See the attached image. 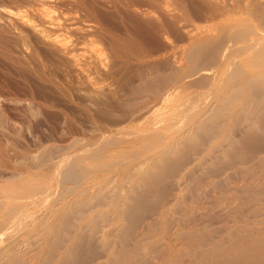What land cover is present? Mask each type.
Segmentation results:
<instances>
[{
  "label": "bare ground",
  "instance_id": "bare-ground-1",
  "mask_svg": "<svg viewBox=\"0 0 264 264\" xmlns=\"http://www.w3.org/2000/svg\"><path fill=\"white\" fill-rule=\"evenodd\" d=\"M226 1L190 0L205 24H193L194 29L182 37L185 44L175 48L184 84L172 75H158L156 87L147 82L132 89L135 97L137 91L161 90L160 86L164 89L179 80L181 87L200 91L175 104L174 93H164L162 98L173 107L157 111L156 118L154 108L135 131H110L95 145L80 146L81 155L59 161L57 178L66 187L57 201L63 199L64 204L57 210L51 209L53 204L48 206L49 216L56 220H43L32 243L37 246L30 249L26 243L29 250L24 252L18 247L23 244L20 236L15 237L18 241L8 236L12 241L2 246L7 234L17 228L3 231L30 219L29 205L43 202L44 197H38L42 191L37 182L20 174L16 183L3 186L0 264H264V30L259 32L252 22L234 20ZM228 1L236 10L244 6L264 26L263 0ZM2 14L17 24L16 39L24 51H31L28 37L65 69L62 74L79 80L75 95L89 106L114 104L125 113L133 110L130 100L118 101L115 91L90 81L105 58L95 46L97 28L91 20L59 14L50 7V0H39L31 10ZM42 152L45 162L53 147ZM13 155L30 164L37 161L34 154ZM86 184H92L90 190ZM208 206L213 214L214 209L221 213L213 215ZM201 216L210 218L208 224ZM23 227L19 230H26ZM163 232L183 242L186 252L176 249L175 254L174 247L162 248V240L170 244Z\"/></svg>",
  "mask_w": 264,
  "mask_h": 264
},
{
  "label": "rangeland",
  "instance_id": "rangeland-1",
  "mask_svg": "<svg viewBox=\"0 0 264 264\" xmlns=\"http://www.w3.org/2000/svg\"><path fill=\"white\" fill-rule=\"evenodd\" d=\"M227 1V4H233ZM38 2L39 0H0V192L3 191V186L16 183L15 180L20 174L24 179L33 183L37 182L43 192L38 197L42 199L44 197L43 202L29 205L28 217L30 219H24L20 221L21 223L16 222L14 224L16 225L15 227L11 225L12 227L9 226L6 231H3L7 233V230L10 231L12 228H17L10 231L11 235L8 232L7 239L3 238L6 239L7 243L4 240L3 243L5 244L2 246L12 241L9 238L11 236L14 238L13 240H17L18 238L15 237L18 236L22 239L28 236L27 240H21L20 237L18 239L20 244L23 243L18 245L23 252L29 250V246L30 249L37 246L36 242L35 244L32 243H34L47 218V221L56 220V218L49 216L50 206L53 204L55 208L51 209L57 210L58 207L64 204L63 199L57 201L62 195L63 188L66 187L63 183L59 185L61 177L57 178L59 170L56 165H58L59 161L69 156L72 157V155H81L83 150L88 148L87 146L93 145L100 140L98 138L107 135L110 131L121 129L125 130L124 132L129 131V133L130 131H135L139 125L147 122V120H145L146 122H143V120L153 114L152 110L154 108L153 111L155 112L156 110L154 117L156 118L157 111L160 113L161 110L165 112L167 108L173 107L177 100L185 99L183 100L185 102L188 97H191L188 94H194L198 90L181 87L184 84L179 78L180 75L182 76V74H179L181 73L179 69L182 67V62L175 48L185 44L182 41L183 35L193 30L196 24L199 26L200 24H205L192 9L194 2H192L191 6L190 0H50V7L57 13L74 14L83 19V21H86V19L91 20V22H88L96 26L97 30L93 34V39L98 41L95 46L99 49L101 48L105 58L98 72L95 71L96 73H93L94 76L91 75V77L95 78H91L92 80L90 81L94 80V84L97 85L99 83L97 86H102L105 90L115 91L118 94L116 95L118 101H122L125 98L124 101L130 100L132 103L129 102L132 106L135 104L132 108L133 110L125 113V110H121L122 108L120 107L119 109L114 104H112L113 106L107 104L97 109L92 103L89 106V102L78 97L77 93V96L75 95L76 91L74 88L78 86L79 80H76V82L75 79L68 77V74L67 76L65 73L62 74L61 71L65 72V69L57 66L54 59L41 46L28 37L27 42L31 47V51H24L26 49L20 46L16 39L17 24L7 21V17L2 12L4 10L14 11L17 9L31 10L37 7ZM230 4L228 6L232 8L231 10H234L231 12L230 8L227 7L228 13H231L230 16L232 15L234 20H241L245 23L249 21L258 27L259 32L264 30V26L256 22L249 10L243 8L244 6H238V10H236V5L233 8ZM192 25L194 26L193 29H191ZM174 67L177 69H173ZM121 68L123 69L122 72L120 71ZM175 70L178 71L177 75H175L177 72ZM183 73L185 74V72ZM158 75L170 76V78L172 75V77L174 76L173 80L177 78L183 83L180 85L178 80V85H174L175 82H171V86L167 87L166 85L164 89H162L164 86H160L161 90L158 88L160 91L157 88L155 91L153 87L151 91L149 89L150 92L144 91L143 94H139L137 91L135 97L133 96L135 89L138 90L142 87L141 84L149 82L155 86L159 79ZM156 78L158 79L155 80ZM178 86L180 87L178 88ZM129 88L131 91L132 89L135 91L130 92ZM184 90L187 91L183 92ZM167 92L169 94L172 92V94L176 95L171 97L174 103L172 106L169 105L172 103L171 101L168 100L170 102L168 103L162 98L166 96L165 94H168ZM178 93L181 94L178 95ZM164 105L166 106L165 109ZM160 106L161 108H159ZM150 111L151 114L149 116ZM105 112L111 119L105 115L103 116ZM126 115L127 117H125ZM154 117L152 116L151 119H154ZM51 146L53 147V153L44 162L45 158L43 159L41 153L43 155L42 151ZM80 146L84 149L81 150ZM78 151H82L81 154ZM14 152H21L22 155L28 154L29 156L34 154L38 159H33L37 160L34 162L30 159L34 163L30 164L28 159H26L27 157L22 158L27 160L25 162L20 160V157L13 155ZM36 162L37 165L35 164ZM38 162L40 163L38 164ZM34 165H36L35 168L33 167ZM11 180L13 183L10 182ZM60 186L63 188L61 189ZM89 186L92 187V184L87 185L88 189L90 188ZM69 199L67 198V200ZM2 201L5 200L0 199V202ZM44 202L45 204L47 203V206H45ZM42 203L45 207H42ZM34 205L36 209L33 207ZM210 208L208 210L212 213L213 209L211 210ZM214 211L217 214L221 213V210L217 211L214 209ZM215 212L214 214H216ZM3 213L4 211L0 210V215ZM222 214L224 213L222 212ZM223 216L219 217L220 221L224 218ZM172 217L176 218V216ZM198 218L205 219L207 224L210 220L207 216ZM221 224L225 225V223ZM19 226L22 229H25L23 227L25 226L26 230H19L21 229ZM225 226L228 227L229 225ZM16 230L19 231V235ZM24 231L30 232L27 235V232ZM16 234L17 236H15ZM23 234L25 235L23 236L24 238L21 236ZM169 234L162 233V237L167 238L170 242L169 244L165 239L162 240V248L174 247L172 251H174L173 253L176 252L175 254L180 251L186 252V245L178 241L173 234L170 236ZM223 235L225 237V234ZM8 239H11V241H8ZM26 243L29 245L28 247ZM159 264L161 263L159 262Z\"/></svg>",
  "mask_w": 264,
  "mask_h": 264
}]
</instances>
